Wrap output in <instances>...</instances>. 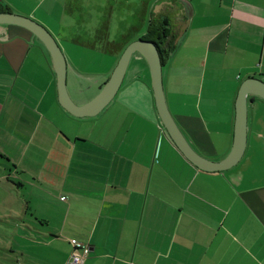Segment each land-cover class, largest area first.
Returning a JSON list of instances; mask_svg holds the SVG:
<instances>
[{"label":"crops","instance_id":"obj_1","mask_svg":"<svg viewBox=\"0 0 264 264\" xmlns=\"http://www.w3.org/2000/svg\"><path fill=\"white\" fill-rule=\"evenodd\" d=\"M163 2L176 12L162 64L168 108L190 145L220 161L233 144L241 82L264 81V0H137L134 23L114 35L105 24L89 38L53 32L58 0H0V9L44 24L59 40L71 36L64 42L81 52L114 56L102 80L86 72L91 61L66 58L67 90L82 104L92 97L83 96L87 77L100 89L125 40L140 37L149 5ZM80 3L70 0L64 18ZM246 132L234 166L195 167L160 122L139 52L104 110L73 117L58 102L42 42L22 26L0 24V169L19 188L24 211L12 228L15 237L23 228V242L5 247L19 256L8 264H67L73 240L90 247L84 264H264V99L254 94Z\"/></svg>","mask_w":264,"mask_h":264},{"label":"water","instance_id":"obj_2","mask_svg":"<svg viewBox=\"0 0 264 264\" xmlns=\"http://www.w3.org/2000/svg\"><path fill=\"white\" fill-rule=\"evenodd\" d=\"M161 4H158L157 8ZM0 24L22 26L31 31L43 43L52 59L56 76L58 102L71 115L79 118L92 117L104 110L118 92L132 54L139 52L149 67L152 93L160 122L182 155L198 169L209 172L229 169L241 159L245 151L247 138V95L254 94L264 99V81L262 79L249 77L241 82L236 99V118L232 147L223 159L213 161L199 154L190 145L172 116L163 88L160 51L158 45L152 39L137 38L130 41L121 52L109 78L99 92L85 103L78 104L71 98L67 90V61L54 35L38 21L11 11H0ZM182 33L183 31L179 32L177 39Z\"/></svg>","mask_w":264,"mask_h":264},{"label":"rangeland","instance_id":"obj_3","mask_svg":"<svg viewBox=\"0 0 264 264\" xmlns=\"http://www.w3.org/2000/svg\"><path fill=\"white\" fill-rule=\"evenodd\" d=\"M69 1L70 0H58V14H55L57 20H52V23L54 24L53 28L55 30L53 32H58L60 27L73 32L77 31L79 34L83 32L86 35L85 38H89L87 36L89 35L87 34L88 31L89 33H93V29L99 27L101 28L105 24L109 25V27L112 29V34L114 35L117 31L120 34L122 32L121 30H124L130 22L134 23V19L132 18V10L135 8L133 5L134 3H137V0H81L80 8H75L73 10L74 14H72V16H67L64 18L65 13L68 12ZM149 7L150 10L148 11L147 15L144 16V26L138 31V33L134 35L136 37L145 31L150 13L158 12V4H150ZM47 22L51 25V21ZM46 28L50 31L48 27ZM51 32L52 31H50V33ZM55 34L56 33H54V37L58 41V44L60 45L65 57L68 60H73L75 62L82 61L84 63L91 61V65L87 68L86 72H89L94 76L98 74L97 77L101 78V80L107 76L104 75L103 71L104 69L109 68L112 63H114V56L110 58L103 53L95 51L81 52V49L79 48H83L81 45L78 46L71 44L70 46H67L64 42L65 38H71V36H63L60 37L62 40H59V37ZM132 68L133 60H131L130 66L128 68V75L125 79H128L129 74L131 73L130 71L133 70ZM94 76H88V84L86 85L85 83L83 85L85 88L90 86L89 88L85 89V93L83 94L85 97L92 96L89 98V100L93 98L101 89H99V85L93 84V82L96 81V79L93 78ZM6 177V173L0 169V263L2 264L11 263V261L19 256L18 251L8 254L5 250V247H7L10 242H13V245L16 248H19L20 242H23L22 239H19V235L21 234L23 228L21 230L19 228L14 229V232L18 236L15 237L12 235V228L16 224H19V218L24 216V211H21L22 201L21 198H19L20 190L16 185L13 184L17 182L16 179H11L13 185H9L5 181ZM9 188H11V190H9ZM9 210H14V213H10ZM13 216L17 218H14ZM15 221L17 223H15Z\"/></svg>","mask_w":264,"mask_h":264},{"label":"trees","instance_id":"obj_4","mask_svg":"<svg viewBox=\"0 0 264 264\" xmlns=\"http://www.w3.org/2000/svg\"><path fill=\"white\" fill-rule=\"evenodd\" d=\"M0 11H8V10H1L0 9ZM141 23L142 22L140 21L139 22V24H140L139 30L142 29V27L144 26L143 23L142 24ZM165 25H167L168 27H165ZM171 31H172V22H170L169 24L168 23L164 24L163 22H160L158 19H156L155 15L152 14L147 21V27L145 28V31L142 32L140 37H139V38L152 39L158 45L160 55H161V59H162V64H163V60H164V55L165 54L167 55V51L165 48H167V47L169 48L170 39H172L174 37L172 35ZM167 38H168V40H167ZM132 40H134V38L126 39L125 43L123 45V48ZM71 116H73V115H71ZM73 117H76V116H73ZM76 118H79V117H76Z\"/></svg>","mask_w":264,"mask_h":264},{"label":"built area","instance_id":"obj_5","mask_svg":"<svg viewBox=\"0 0 264 264\" xmlns=\"http://www.w3.org/2000/svg\"><path fill=\"white\" fill-rule=\"evenodd\" d=\"M63 201H67L65 196H62ZM73 249L69 255L67 264H84V261L90 251V247L87 242L80 240L71 241Z\"/></svg>","mask_w":264,"mask_h":264},{"label":"flooded vegetation","instance_id":"obj_6","mask_svg":"<svg viewBox=\"0 0 264 264\" xmlns=\"http://www.w3.org/2000/svg\"><path fill=\"white\" fill-rule=\"evenodd\" d=\"M160 4V3H159ZM172 8H174L170 3L168 2H163L160 6V9L157 13H153L155 15L156 19H158L160 22H163L164 24L172 22V25L174 23V18H175V13ZM165 27H168L165 25ZM173 33V26H172V31ZM174 35V34H173ZM168 40V38H167ZM164 49V48H163ZM166 49V48H165Z\"/></svg>","mask_w":264,"mask_h":264}]
</instances>
